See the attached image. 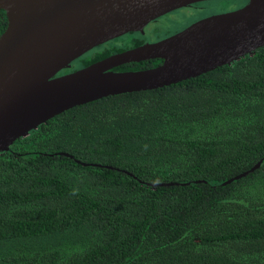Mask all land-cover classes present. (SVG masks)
Segmentation results:
<instances>
[{
  "label": "trees",
  "instance_id": "obj_1",
  "mask_svg": "<svg viewBox=\"0 0 264 264\" xmlns=\"http://www.w3.org/2000/svg\"><path fill=\"white\" fill-rule=\"evenodd\" d=\"M161 181L179 183L148 184ZM0 264H264V43L73 105L13 140L0 151Z\"/></svg>",
  "mask_w": 264,
  "mask_h": 264
},
{
  "label": "water",
  "instance_id": "obj_2",
  "mask_svg": "<svg viewBox=\"0 0 264 264\" xmlns=\"http://www.w3.org/2000/svg\"><path fill=\"white\" fill-rule=\"evenodd\" d=\"M192 1L196 0H0L5 15L0 32V151L73 105L176 82L228 63L264 43V0H246L241 7L201 17L161 39L56 74L93 46L128 30H142L155 16ZM148 58L161 62L145 68L112 69ZM259 163L260 159L221 184L245 175Z\"/></svg>",
  "mask_w": 264,
  "mask_h": 264
},
{
  "label": "flooded vegetation",
  "instance_id": "obj_3",
  "mask_svg": "<svg viewBox=\"0 0 264 264\" xmlns=\"http://www.w3.org/2000/svg\"><path fill=\"white\" fill-rule=\"evenodd\" d=\"M207 1H211V0H196V1H192V2H189L185 5H182V6H178V7H174V8H171L157 16H155L154 18L150 19L143 27H142V30H128L118 36H115L113 38H110L106 41H103L97 45H102L103 47H111V46H119L121 47L120 49L118 50H114L108 54H111V53H114V52H118V51H121V50H124L126 48H130V47H134V46H137V45H140L142 43H145V42H152V41H155V40H158V39H161L163 37H166L168 35H171L175 32H177L178 30L182 29L183 27H185L186 25L190 24L191 22L201 18V17H204V16H207L209 14H212V13H218V12H223V11H208L206 12V10L208 8H205V5H202L203 2H207ZM212 1H216V0H212ZM246 3V0H240V4L238 5V7H241L242 5H244ZM236 7V8H238ZM236 8H233V9H236ZM231 9V10H233ZM181 11V10H186V12H190L192 11V13H196L194 17H192L191 15L187 16L189 18V20L187 22H184L182 24H178L176 26H172L171 28H166L164 30V32H161V33H156L154 34V36H149L147 35L148 33L146 32L145 30V27L149 24V23H152V22H155L157 21L158 19H160L161 17L163 16H168L170 14H172L173 12L175 11ZM227 11V10H226ZM147 33V34H146ZM125 36H131L130 37V40L126 43H122L121 42V38L122 37H125ZM95 45V46H97ZM93 46V47H95ZM92 47V48H93ZM91 49V48H90ZM89 50V49H88ZM252 52V51H251ZM251 52H248V53H251ZM84 53V52H83ZM106 54V55H108ZM246 54V53H245ZM81 55V54H80ZM79 55V56H80ZM105 55V56H106ZM243 56V55H242ZM78 57V56H77ZM76 57V58H77ZM104 57V56H103ZM241 57V56H240ZM102 58V57H101ZM75 59V58H74ZM73 59V60H74ZM238 59V58H237ZM73 60L70 61V65L68 67H64L62 69H60L56 74H60V73H64V72H67V71H70L72 69H75V68H78V67H81V66H77V67H74V62H72ZM235 60V59H233ZM231 60V61H233ZM144 61H149L147 66H144V67H138V68H145V67H150V66H154V65H157L161 62V59L160 58H148V59H143V60H139V61H131V62H144ZM230 61V62H231ZM228 62V63H230ZM127 63H130V62H127ZM153 63V64H152ZM123 64H126V63H123ZM121 64V65H123ZM224 64H227V63H224ZM222 65V64H220ZM120 66V65H118ZM216 66H219V65H216ZM215 66V67H216ZM117 67V66H115ZM114 67H112L113 69ZM138 68H134V69H138ZM214 68V67H213ZM211 68V69H213ZM122 70H125V69H122ZM210 70V69H208ZM207 71V70H205ZM204 72V71H203ZM190 77V76H189ZM188 78V77H186ZM179 81V80H178Z\"/></svg>",
  "mask_w": 264,
  "mask_h": 264
},
{
  "label": "rangeland",
  "instance_id": "obj_4",
  "mask_svg": "<svg viewBox=\"0 0 264 264\" xmlns=\"http://www.w3.org/2000/svg\"><path fill=\"white\" fill-rule=\"evenodd\" d=\"M240 4V0H216V1H207L203 2L202 5H205V8H208V11H228L233 8L238 7ZM196 13L186 12V10L175 11L168 16H163L155 22L149 23L145 30L147 35L154 36L156 33L164 32L166 28H171L172 26H176L178 24H182L187 22L189 18L187 16L191 15L192 17L195 16ZM131 36L122 37L120 40L124 44L130 40ZM76 65V64H75Z\"/></svg>",
  "mask_w": 264,
  "mask_h": 264
}]
</instances>
